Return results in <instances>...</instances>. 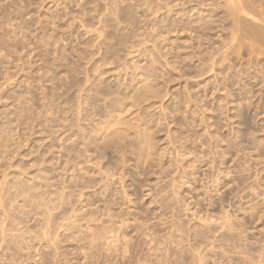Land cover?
I'll list each match as a JSON object with an SVG mask.
<instances>
[{
    "label": "rangeland",
    "instance_id": "rangeland-1",
    "mask_svg": "<svg viewBox=\"0 0 264 264\" xmlns=\"http://www.w3.org/2000/svg\"><path fill=\"white\" fill-rule=\"evenodd\" d=\"M176 1L0 0V264H264V40Z\"/></svg>",
    "mask_w": 264,
    "mask_h": 264
},
{
    "label": "bare ground",
    "instance_id": "bare-ground-1",
    "mask_svg": "<svg viewBox=\"0 0 264 264\" xmlns=\"http://www.w3.org/2000/svg\"><path fill=\"white\" fill-rule=\"evenodd\" d=\"M178 1V0H177ZM176 1V2H177ZM204 1L205 0H185V1H183L184 2V4H188V10H187V14H188V17L190 18V22H191V24H189V25H191V28H192V32H194V38H196V39H198V40H200V39H202L203 38V34H205V31L206 30H208V29H210L209 30V32L210 31H212V29H214V26H211V24H210V22L212 21L211 19L210 20H205L204 18H205V15H206V10H205V7H203V5H204ZM223 1H225V4H229L230 6H229V12L227 13V14H229V16L230 17H232V19L234 20V27L235 28H237V29H241V28H245V27H243V25H244V23H247V22H249L248 23V25L247 26H249L248 27V29H246L247 31V34H248V36L251 38L250 39V41H252L253 40V44H254V40H255V44H256V41L258 42V41H262V40H264V0H223ZM259 1H261L260 3V6H262V9H259V10H257L256 8H255V6L253 5V3H256V2H259ZM179 2H181V1H179ZM228 2V3H227ZM183 4V5H184ZM207 4H208V2H207ZM183 7H185V6H183ZM164 8V7H163ZM178 8V7H177ZM209 8V7H208ZM213 8V7H212ZM217 8V7H216ZM227 9V8H226ZM183 10V9H182ZM210 10V9H209ZM174 11V10H173ZM126 12V11H125ZM177 12V11H176ZM225 12H226V10H225ZM205 13V14H204ZM180 15V14H179ZM185 15V14H184ZM209 15V14H208ZM186 16V15H185ZM194 16V18H191V17H193ZM129 17V16H128ZM210 17V16H209ZM114 18V17H113ZM112 18V19H113ZM131 18V17H130ZM182 18V17H181ZM184 18V17H183ZM188 18V19H189ZM229 18V17H228ZM227 18V19H228ZM213 19V18H212ZM118 20V19H117ZM183 20V19H182ZM134 21L136 22L137 20H135L134 19ZM179 21V20H178ZM221 20H219V22H220ZM132 22V21H131ZM185 22V21H184ZM224 23V22H223ZM213 24V23H212ZM216 24H218V23H216ZM219 26V25H218ZM218 26H216L217 28H218ZM223 26V25H222ZM246 26V27H247ZM227 28V27H226ZM219 29H224V28H218V30L217 31H214L215 32V35L216 36H218L220 33H218V31L220 32V30ZM242 30V29H241ZM224 31V30H223ZM240 31V30H239ZM243 31V30H242ZM234 32V31H233ZM244 32V31H243ZM211 34L213 33V32H210ZM221 33H222V31H221ZM193 34V33H192ZM214 34V33H213ZM212 34V35H213ZM207 35V34H206ZM213 37V36H212ZM248 37V38H249ZM217 38H219V37H217ZM192 39V38H191ZM212 39V38H211ZM214 39H216V37L214 38ZM234 40V39H233ZM203 41V40H202ZM202 41H200V42H202ZM212 41V40H211ZM206 42H208V41H206ZM204 43V42H203ZM209 43V42H208ZM214 43V42H213ZM261 43V42H260ZM262 43H264V41L262 42ZM205 44V43H204ZM212 45V44H211ZM224 45V44H223ZM200 46V45H199ZM203 46V45H202ZM195 47V46H194ZM209 47V46H208ZM212 47V46H211ZM225 47V46H224ZM202 48V47H201ZM216 48H217V46H216ZM228 48V47H227ZM226 48V49H227ZM209 52V51H208ZM207 54H209V53H207ZM199 57V56H198ZM204 58H206V57H204ZM203 58V59H204ZM208 59V61H207V70H206V72L207 73H209L208 71H213V70H215V69H217V68H219V66H220V62H221V65H222V62H223V60H225V57L223 56V51H222V49H216L215 51H212L211 52V54H209V56L205 59V60H207ZM200 62V61H199ZM202 63H205L204 61L202 62ZM199 64V63H198ZM218 65V66H217ZM203 73V72H202ZM202 75V74H201ZM76 78V77H75ZM137 87H139V86H137ZM141 91V90H140ZM144 91V90H143ZM145 91H147V90H145ZM148 92V91H147ZM145 95H146V93H145ZM143 97H144V95H143ZM148 98V97H147ZM50 101V100H49ZM111 102V101H110ZM17 103V102H16ZM48 103H50V102H48ZM118 104V102H116V105H115V107L116 106H118L117 105ZM26 108V107H25ZM27 113V112H26ZM29 114V113H28ZM118 116V115H117ZM43 117V116H42ZM40 118V117H39ZM44 118V117H43ZM121 119H122V117H120ZM111 120H113L112 118H110ZM117 119V118H116ZM39 120V119H38ZM117 120H120V119H117ZM117 120H113V121H117ZM120 122H121V120H120ZM139 122H141V121H139ZM103 123V122H102ZM108 123V122H107ZM114 123V122H113ZM134 124V123H133ZM139 124V123H138ZM109 125H111V124H109ZM119 125V124H118ZM127 125V124H126ZM102 126H105V125H102ZM125 126V125H124ZM4 127H5V125H4ZM116 130H118L115 126H113ZM119 127V126H118ZM126 127V126H125ZM134 127V126H133ZM136 127V126H135ZM102 128H104V127H102ZM107 128V127H106ZM144 128V127H143ZM1 129V128H0ZM5 129V128H4ZM108 129H110V126H109V128ZM107 129V130H108ZM133 129V128H132ZM137 129V128H136ZM100 130H102V129H100ZM111 130H113L112 128H111ZM116 130H114V131H116ZM128 130V129H127ZM140 130V129H139ZM4 131H7V129H5ZM105 131V130H104ZM110 131V130H109ZM57 132V131H56ZM111 132V131H110ZM110 132H108V131H106V134L107 133H110ZM116 132H118V131H116ZM116 132H114V133H116ZM119 132H121V131H119ZM118 132V133H119ZM137 131H135V133H136ZM143 132V131H142ZM100 133H102V132H100ZM125 133V132H124ZM141 133V132H140ZM144 133V132H143ZM149 133V132H148ZM9 134V133H8ZM106 134H102V135H104V136H106ZM137 134H139V133H137ZM6 135V134H5ZM146 135H150V134H145V136ZM7 136V135H6ZM104 136H103V138H104ZM109 136H111V135H109ZM115 136V135H114ZM113 136V137H114ZM116 136H119V135H116ZM135 136V135H134ZM137 136V135H136ZM140 136H142V135H140ZM112 137V138H113ZM3 138H5V137H3ZM100 138V137H99ZM108 138V137H107ZM128 138H129V136H128ZM142 137H140V139H141ZM58 139V138H57ZM144 139V138H143ZM143 139H141L143 142L145 141V140H143ZM98 140V139H97ZM112 140V139H111ZM1 141V140H0ZM5 141H7V139L6 140H4V142ZM86 141H87V139H86ZM99 141V140H98ZM101 141H103L102 139H101ZM123 141H125V140H123ZM140 141V140H139ZM152 141V140H151ZM96 142V141H95ZM108 142V141H107ZM121 142V141H120ZM134 142H136V140L134 141ZM138 142V141H137ZM142 142V143H143ZM85 143V142H84ZM125 143V142H124ZM1 144H3V143H1ZM54 144V143H53ZM100 144V143H99ZM145 145H146V143H144ZM6 146V145H5ZM4 146V147H5ZM87 146V145H86ZM114 146H116V145H114ZM1 147V146H0ZM88 147V146H87ZM141 147H143V145L141 146ZM149 147V146H148ZM151 147V146H150ZM6 148V147H5ZM147 148V147H146ZM126 149H129V148H126ZM145 150V149H144ZM50 151V150H49ZM73 151V150H72ZM72 151H70V152H72ZM101 151V150H100ZM73 152H75V151H73ZM78 152H80V151H78V150H76V153H78ZM145 152V151H144ZM85 153V152H84ZM124 153H126V152H124ZM139 154V153H138ZM137 154V155H138ZM147 154V153H146ZM149 154V153H148ZM147 154V155H148ZM59 155V154H58ZM151 155V154H150ZM68 156H70L69 154H68ZM74 156H75V153L73 154V158H74ZM146 156V155H145ZM77 157V156H76ZM76 159V158H75ZM146 159V158H145ZM3 162V161H2ZM80 164V163H79ZM81 165V164H80ZM53 167V166H52ZM78 167H79V165H78ZM2 170V169H1ZM80 172V171H79ZM4 175V174H3ZM25 178V177H24ZM30 178V177H29ZM7 179V178H6ZM1 180H3V179H1ZM1 182V181H0ZM5 182H6V180H5ZM4 183V182H3ZM35 183V182H34ZM66 183V182H65ZM1 184V183H0ZM57 184V183H56ZM6 185V183L3 185V186H5ZM64 185V184H63ZM67 185V184H66ZM9 186V185H8ZM1 187V186H0ZM5 188V187H4ZM59 188V187H58ZM1 189H2V187H1ZM14 189V188H13ZM4 190V189H3ZM5 190H7V189H5ZM59 190V189H58ZM3 192V191H2ZM1 191H0V203H2L3 201H2V199L4 198L3 197V195H5L4 193H2ZM8 192V191H7ZM37 192H39L38 190H37ZM60 192V191H59ZM3 194V195H2ZM50 194V193H49ZM7 195H9V194H7ZM51 195V194H50ZM53 195V194H52ZM13 196V195H12ZM62 196V195H61ZM89 196V195H88ZM8 197H6V199H7ZM11 198V197H10ZM16 198V197H15ZM44 198V197H43ZM48 198V197H47ZM5 200V199H4ZM20 200H21V202L24 204V205H26V206H29L30 208H29V210H31V211H33V212H36V213H41V214H43L42 212L45 210V208H46V204H47V201L46 200H44V199H42V198H40L39 197V195L37 194V193H35L34 195H32V196H28V195H25V194H22L21 195V197H20ZM15 202V201H14ZM52 202V201H51ZM10 203H12V202H10ZM17 203H18V201H17ZM20 203V202H19ZM18 203V204H19ZM14 204V203H13ZM6 205V204H5ZM22 205V204H21ZM21 205H20V207H21ZM49 205V204H48ZM10 206V205H9ZM53 206V205H52ZM8 207V206H7ZM1 208H2V204H1ZM1 208H0V210H1ZM11 208V207H10ZM10 208H7V209H10ZM13 208V207H12ZM3 209V208H2ZM19 209H21V208H19ZM23 209H25V208H23ZM28 209V208H27ZM50 209V208H49ZM4 210V209H3ZM4 211H6V210H4ZM13 211H14V209H13ZM26 211V210H25ZM7 212V215H9L8 214V212H10V210H8V211H6ZM49 212V211H48ZM25 213V212H24ZM27 213V212H26ZM12 214V213H11ZM19 214V213H18ZM40 214V215H41ZM51 214H52V212H51V210H50V213H49V215H50V217H49V220H48V222L50 221V218H51ZM7 215L5 214L4 216L5 217H0V218H2V220L4 221V218H6L7 217ZM45 215V214H44ZM3 216V215H2ZM14 216H16V215H14ZM16 217H18V216H16ZM36 217V216H35ZM44 217V216H43ZM53 217V216H52ZM56 217V216H55ZM13 218V217H12ZM46 218V217H45ZM44 219V218H43ZM46 219H48V218H46ZM56 219V218H55ZM1 220V221H2ZM6 220H7V218H6ZM53 221V220H52ZM55 221V220H54ZM6 222V221H5ZM11 222V221H10ZM47 222V221H46ZM50 223V222H49ZM1 224H5L4 222L2 223L1 222ZM18 224V223H17ZM14 224H12V226H13ZM16 225V224H15ZM47 225V224H46ZM27 226V225H26ZM26 226H24V227H26ZM1 227V229H5L6 228V224H5V228H2V226H0ZM15 227V226H14ZM13 228V227H12ZM18 228V227H17ZM10 229V228H9ZM101 229V228H100ZM8 230V229H7ZM19 230H21V229H19ZM102 230V229H101ZM4 231H6V230H2V232H1V230H0V232L1 233H3ZM10 231V230H9ZM13 231V230H12ZM11 231V232H12ZM17 231H18V229H17ZM13 232H15V231H13ZM21 232V231H20ZM5 233L6 232H4V235H5ZM16 234L15 235H19V233L18 232H15ZM23 233V232H22ZM110 233V232H109ZM6 234H8V233H6ZM15 235H13V236H15ZM21 235V234H20ZM20 235L19 236H17L18 237V239H19V237H20ZM24 235L25 234H23V237H24ZM99 235V234H98ZM108 235V234H107ZM9 236H11V235H9ZM26 236V235H25ZM5 236H3V238H4ZM22 237V236H21ZM22 237V238H23ZM101 237H103V236H101ZM7 238V237H6ZM5 238V239H6ZM11 238H13V237H11ZM24 238H26V237H24ZM17 239V238H16ZM15 239V240H16ZM1 240H2V238H1ZM23 241V240H22ZM22 241L20 242V244L22 243ZM25 241V240H24ZM4 242V241H3ZM7 243V242H6ZM15 243H18V242H16L15 241ZM10 244H12V243H10ZM19 244V245H20ZM23 244V243H22ZM12 245H14V244H12ZM15 245H17V244H15ZM10 246V245H9ZM26 246V245H25ZM1 247V246H0ZM6 247H8V246H6ZM21 248V247H20ZM13 249V248H12ZM3 251V250H2ZM8 253H11V252H8ZM7 253V254H8ZM14 254V253H13ZM53 254V253H52ZM11 255V254H10ZM48 256H51V255H48ZM9 259V258H8ZM11 259V258H10ZM2 260V259H1ZM5 260V259H4ZM8 262V261H7ZM5 264V263H4Z\"/></svg>",
    "mask_w": 264,
    "mask_h": 264
}]
</instances>
